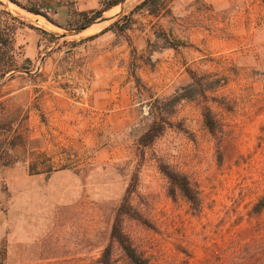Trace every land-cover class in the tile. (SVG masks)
Listing matches in <instances>:
<instances>
[{
    "label": "rangeland",
    "instance_id": "1",
    "mask_svg": "<svg viewBox=\"0 0 264 264\" xmlns=\"http://www.w3.org/2000/svg\"><path fill=\"white\" fill-rule=\"evenodd\" d=\"M141 2L73 28L101 0H0L7 53L27 67L0 79L3 264H98L129 187L154 227L125 217L124 228L151 264H202L264 226V214L250 215L264 195V0H161L158 16ZM191 71L227 83L179 100L171 125L142 146L156 99L168 107ZM12 152L19 161L4 165ZM161 162L188 175L199 211L170 195ZM114 257L129 264L118 246Z\"/></svg>",
    "mask_w": 264,
    "mask_h": 264
},
{
    "label": "trees",
    "instance_id": "2",
    "mask_svg": "<svg viewBox=\"0 0 264 264\" xmlns=\"http://www.w3.org/2000/svg\"><path fill=\"white\" fill-rule=\"evenodd\" d=\"M125 0H101V6L98 9L83 10L76 12V15L71 20L73 28H84L90 25L94 20L101 17L105 11L110 10L114 6L122 3ZM161 0H142L137 8H146L150 14L155 16L161 13ZM165 5V4H164ZM29 11L34 13H40L39 10L29 8ZM120 30L127 28V25L120 26L116 23ZM12 36L6 33L0 28V79L4 78L8 74H13L17 71H24L26 66L19 63L18 58L14 52L7 53V51H13L11 47ZM171 47H175L178 44L170 42ZM6 47H9L7 50ZM191 82L182 86L180 92L173 95L168 102V107L158 105L160 99H156L157 104H153L151 114L153 117L152 122L148 126L147 130L140 137V144L142 146H148L158 136H160L167 126L171 125V120L166 114L173 115L175 113V106L182 99H195L199 96H206L207 92H215L219 88H222L227 83V78L222 76L216 79H212L210 74H200L196 71H191ZM159 109L158 112L154 109ZM204 124L211 134L218 136L222 131L221 122L217 118L216 112L209 105L205 106L203 112ZM8 131V130H6ZM6 151H16V146L12 148L6 147ZM4 149V150H5ZM2 159V158H1ZM4 165L14 164L19 161V157L13 152L10 156L3 158ZM160 169L169 179L170 189L169 193L172 197L177 194L182 195L190 203L191 207L195 211L201 209V197L196 187L192 184L190 178L184 172L177 170L170 164L161 162ZM51 170V168H50ZM132 187L128 189L127 194L123 197L117 213L112 224L110 239L111 241L105 247L102 255L98 259V264H114V248L118 246L124 252L128 259L129 264H151L149 258L138 249L134 244L130 235L124 228V218L131 217L138 219L142 224L147 227L153 228L154 224L142 215L133 205L131 201ZM264 214V195H262L252 206L250 215L252 217H259ZM242 238L235 239L231 242L230 246L226 249L215 248L202 264H264V226L260 225L249 235L244 233ZM0 264H3L0 261Z\"/></svg>",
    "mask_w": 264,
    "mask_h": 264
}]
</instances>
